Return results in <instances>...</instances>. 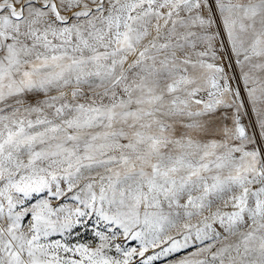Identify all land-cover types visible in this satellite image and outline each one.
<instances>
[{"label":"snow or ice","instance_id":"obj_1","mask_svg":"<svg viewBox=\"0 0 264 264\" xmlns=\"http://www.w3.org/2000/svg\"><path fill=\"white\" fill-rule=\"evenodd\" d=\"M0 264H264V0H0Z\"/></svg>","mask_w":264,"mask_h":264}]
</instances>
